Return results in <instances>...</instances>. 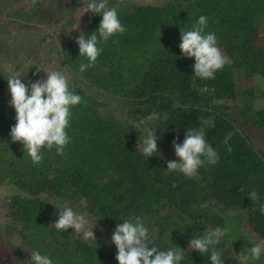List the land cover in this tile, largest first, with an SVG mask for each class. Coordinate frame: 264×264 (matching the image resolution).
<instances>
[{
  "label": "trees",
  "instance_id": "trees-1",
  "mask_svg": "<svg viewBox=\"0 0 264 264\" xmlns=\"http://www.w3.org/2000/svg\"><path fill=\"white\" fill-rule=\"evenodd\" d=\"M19 1L0 0V26L50 24L51 7L59 4L38 0L29 7ZM108 7L117 9L127 30L98 43L103 51L84 72L79 66L87 59L79 55L76 38L96 31L101 16L60 14L58 28L48 33L64 31L53 47L54 59L82 102L70 109L64 154L42 148L38 164L10 137L16 114L0 46V183L11 188L3 198L0 264L29 261L33 250L53 264H118L111 237L129 214L142 218L150 247L184 249L179 264H211L210 252L189 249L188 241L193 234L230 227L215 248L222 264H244L241 257L264 240V215L248 196L255 190L264 202V88L257 91L249 84L254 75L264 76V0H117ZM201 15L207 17L205 33H215L218 47L232 61L215 79L195 77L194 58L182 56L179 48L180 29L190 30ZM7 31L0 27V37ZM41 63L38 59L23 68L26 86L53 70ZM95 92L123 102V109L115 112ZM153 111L167 113L168 120L147 123L157 137V153L147 158L141 150L145 132L137 123ZM210 116L215 127L206 140L219 161L200 167L192 178L164 175L167 162L178 161L173 140L182 143L188 128L199 127L198 118ZM228 132H234L231 152L223 144ZM62 206L83 214L89 229L95 225V240L53 226ZM5 230L14 243L7 254L1 249ZM248 264H264V252Z\"/></svg>",
  "mask_w": 264,
  "mask_h": 264
},
{
  "label": "clouds",
  "instance_id": "clouds-1",
  "mask_svg": "<svg viewBox=\"0 0 264 264\" xmlns=\"http://www.w3.org/2000/svg\"><path fill=\"white\" fill-rule=\"evenodd\" d=\"M29 7H33L38 0H25ZM82 14L90 12L99 14L101 21L98 29L87 37L81 33L76 38L79 47V55L87 59V63H81L79 71L94 67L98 56L103 51L98 43H106L110 37L126 32L125 26L121 24L115 7H108V0H81ZM81 14V15H82ZM207 17L199 16L190 30L183 27L180 29L179 48L181 55L186 58H194V76L201 79H215V73L223 69L226 64L232 63L218 47L215 33H205ZM37 71H40L37 69ZM69 75L57 70H49L46 79L36 80L25 85L18 76H10L7 79L8 91L11 96L9 104L15 110L16 123L10 129V137L13 142L23 145L33 164H38L43 159L42 148L51 150L55 148L57 155H63L65 146L70 143L66 129L72 116L71 107L82 102L80 95L75 94L69 88ZM199 127L188 128L184 133L182 143L173 140L172 147L177 160L168 161L164 175L172 172L182 173L185 177L192 178L197 170L207 165H215L219 161L217 151L207 142L206 132L215 127L214 117L198 118ZM167 121L168 114L162 116L153 111L147 117L141 118L137 126H143L145 137L142 141V154L151 157L157 153V137L147 123ZM234 132H228L224 139L228 152L232 151L229 140ZM173 187L176 184L173 183ZM251 201L259 203V211L264 215V202H261L258 193L252 190L248 193ZM206 208L207 204H201ZM58 219L54 227L60 230L73 229L75 233L82 234V239H93V226L87 227L88 221L83 214L76 213L71 207L62 206L57 214ZM230 227H216L205 230L204 234H193L188 241L189 249L196 250L200 254L210 252L211 264H222L221 252L215 248L221 238L229 234ZM149 229L142 222V218L129 214V218L118 224L111 237L117 249L115 259L118 264H179L184 259V249L174 246L163 251L155 246L148 245ZM264 252V242L256 243L248 249L246 255L241 257L244 264L249 261L259 260ZM240 255V254H239ZM238 255V256H239ZM20 264H53L47 255L33 250L29 261Z\"/></svg>",
  "mask_w": 264,
  "mask_h": 264
},
{
  "label": "rangeland",
  "instance_id": "rangeland-1",
  "mask_svg": "<svg viewBox=\"0 0 264 264\" xmlns=\"http://www.w3.org/2000/svg\"><path fill=\"white\" fill-rule=\"evenodd\" d=\"M23 2L24 0H20ZM19 1V2H20ZM117 0H108V2H113ZM140 1H150V0H140ZM57 5L51 7V13L49 16L52 18L50 24H33L28 25L26 27L16 28L11 23L5 24L0 27L8 28V31L0 37V46L5 51L6 62L5 69L10 76H18L21 80L22 70L25 66L31 64V62L35 60H41L43 63L40 65L52 68L53 70L62 71L58 69L57 65H59V61L57 62L54 59L53 47L58 45L59 34H61L62 30L59 29L58 34H55L53 37L48 35V33L53 32V30L57 29L59 24L57 23L60 14L71 13L73 17H82L85 13L82 14V2L81 0H58ZM17 4V3H15ZM82 14V15H81ZM60 21V20H59ZM78 21V20H77ZM16 25V24H15ZM18 25V24H17ZM16 25V26H17ZM31 61V62H30ZM36 63H38L36 61ZM43 67V68H45ZM51 70V69H49ZM250 85L254 86L256 90H261L264 88V76L254 75L251 80ZM95 95L101 99H105L110 102L111 109H114L115 112L121 111L124 107V103L119 101L116 98H112L103 93L95 92ZM11 191V188L8 184L0 183V229L3 230V215L4 212V196ZM12 235H8L5 230V235L3 234V244L1 249L5 254L10 253L11 248L14 243H11L13 240ZM264 240L260 239L259 242H263ZM0 261L2 258L0 257ZM9 261L12 259L9 258Z\"/></svg>",
  "mask_w": 264,
  "mask_h": 264
}]
</instances>
